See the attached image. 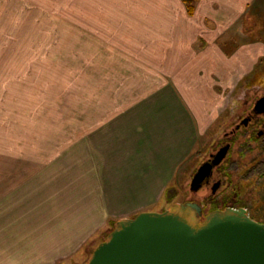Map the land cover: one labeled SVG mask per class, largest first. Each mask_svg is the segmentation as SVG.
Wrapping results in <instances>:
<instances>
[{
    "label": "rangeland",
    "instance_id": "1",
    "mask_svg": "<svg viewBox=\"0 0 264 264\" xmlns=\"http://www.w3.org/2000/svg\"><path fill=\"white\" fill-rule=\"evenodd\" d=\"M199 1L192 2L194 10ZM221 4L214 3L213 8L221 10ZM30 6L17 8L15 3H8L7 9L0 13V264H13L11 261L16 260L19 248L24 253L27 247L32 249V243L34 248L41 246L42 241L36 238L43 236L40 230L43 226H47L43 230L65 228L64 219H72L76 207L71 209L68 205L73 189H82L87 179L95 185L94 179L89 178L90 161L85 156V147L94 155L99 141L105 144V138L113 137L116 122L126 116L124 112L128 113L134 103V61L120 56L93 58L85 49L90 43L93 45L92 39L51 32V15L69 12L60 9L54 0H42ZM238 9L233 8L235 12ZM245 9L238 17L218 12L214 19L206 20L211 38L216 36L208 41L223 51L218 61L224 62L214 63L217 68L214 66L211 84L201 85L215 89L219 96L208 100L200 94L199 105L198 100L193 101L198 113L193 114L192 149L169 179L167 192L157 194L152 201L142 197L144 201L139 202L141 197L126 194L124 189L116 196L121 207L111 202L113 211H107L116 219L107 216L100 226H92L95 231L84 244L66 258L49 260L50 264H86L119 221L130 219L126 216L132 211L158 212L202 201V197L190 190L193 176L219 141L224 140L234 119L241 116L240 108L246 105V96L254 100L264 92V0H248ZM142 28L145 24L134 22V48L131 31H127L131 28L108 30L111 33L104 37H123L128 44L124 49L134 52L136 61H148L144 67L151 70L152 63L158 60L157 52L148 55L136 42L135 33ZM205 34L195 39L194 47L198 51L207 46ZM177 67V63H172L168 69L173 71ZM203 72L206 73L204 69ZM242 164L237 170L244 180L242 175L237 180L246 183V191L256 202L261 201L253 210L261 215L264 179L253 175L248 178L247 164ZM206 194L210 196L211 192ZM26 198L32 204L28 211L13 209L15 203H24ZM133 204L143 206L142 210L132 209Z\"/></svg>",
    "mask_w": 264,
    "mask_h": 264
},
{
    "label": "crops",
    "instance_id": "2",
    "mask_svg": "<svg viewBox=\"0 0 264 264\" xmlns=\"http://www.w3.org/2000/svg\"><path fill=\"white\" fill-rule=\"evenodd\" d=\"M54 1L59 8L69 12L51 15V32L85 35V39H92L93 45L90 43L89 48L85 49L93 58L101 60V57L120 56L134 61V103L128 113L124 112L126 116L116 122L113 137L105 138V144L99 141V149L94 155L90 148L85 147V156L90 161L87 168L89 178L94 179L95 185L87 179L82 189H73V196L68 202L71 209L76 205L73 218H65V228L60 227L59 231L56 228L43 230V227L47 228L43 226L40 229L43 236L36 238L43 244L38 242L41 246L34 248L35 244L32 243V249L29 246L24 253L19 248L16 260L11 261L13 264H50L51 259L66 258L74 253L76 247L84 244L95 231L92 226H100L107 216L116 219L114 214L108 212L113 211L111 202L116 203L117 208L121 207V200L116 196L124 189L127 190L126 194L130 192L133 196L135 193L141 197L139 202L144 199L152 201L157 194L167 192L169 179L192 149L193 114L198 113L193 101L198 100L199 105L200 94L206 95L208 100L212 96H219L215 89L201 85L203 82L211 84L214 66L217 68L214 63L224 62L218 61V57H223V51L208 41L216 39V36L211 38L212 32L208 30L206 20L214 19L219 14L228 16L229 13L232 17L243 15L248 2L200 0L194 13L190 14L184 0ZM37 2L42 0H0V13L7 9L8 3H15L17 8H30L31 3ZM214 3H222V9H214ZM238 7L235 12L233 8ZM134 22L145 24V28L136 31V42L147 50L148 55L157 52L155 58L158 60L152 63L151 70L144 67L148 61H136L134 52L124 49L128 44L123 37H104L106 33L131 28L127 31H131L134 48ZM206 29L207 34L204 32ZM221 29L225 30L226 27ZM203 34L207 38V46L198 51L194 47L195 39H201ZM83 55L86 57L85 53ZM225 59L229 61L226 56ZM172 63L178 65L173 71L168 69ZM208 103L210 106L211 103ZM43 193L47 194L45 191ZM31 205L29 198H26L24 203H15L13 209L28 211ZM133 205L131 208L135 210L143 208ZM51 206L53 208L52 203ZM133 213L126 217L133 218L140 212ZM40 224L43 225L42 220ZM38 232L39 229L34 233ZM9 258L11 260V254Z\"/></svg>",
    "mask_w": 264,
    "mask_h": 264
},
{
    "label": "water",
    "instance_id": "3",
    "mask_svg": "<svg viewBox=\"0 0 264 264\" xmlns=\"http://www.w3.org/2000/svg\"><path fill=\"white\" fill-rule=\"evenodd\" d=\"M264 107V98L256 105ZM228 153L227 147L204 162L191 181L190 190L202 188ZM202 214V206L187 202ZM86 264H264V223L246 210L216 212L194 228L173 211H145L120 220L115 230L93 251Z\"/></svg>",
    "mask_w": 264,
    "mask_h": 264
},
{
    "label": "flooded vegetation",
    "instance_id": "4",
    "mask_svg": "<svg viewBox=\"0 0 264 264\" xmlns=\"http://www.w3.org/2000/svg\"><path fill=\"white\" fill-rule=\"evenodd\" d=\"M262 98H264V92L254 100H248L246 96L244 99L246 105L240 108L243 111L241 116L237 120L234 119L232 126L224 134V140L219 141L217 148L205 159L204 162L210 160L212 155L217 154L224 147L228 149L222 163L214 167L210 178L195 192L202 197V201L196 202L202 206V214L198 215L195 210L188 207L179 211L172 207L162 212L173 211L181 220L194 228L203 226L210 214L241 209L246 210L250 218L264 223V212L261 215L253 212L261 201H257V204L253 195L246 191V183L237 180V177L242 175L241 171L237 170L244 165L242 162L247 164L245 172L249 174L248 178L253 175V177L264 179V107L256 106ZM242 176L243 181L244 175ZM208 191L211 192L210 196L206 194ZM260 209L264 210V207L261 206Z\"/></svg>",
    "mask_w": 264,
    "mask_h": 264
},
{
    "label": "trees",
    "instance_id": "5",
    "mask_svg": "<svg viewBox=\"0 0 264 264\" xmlns=\"http://www.w3.org/2000/svg\"><path fill=\"white\" fill-rule=\"evenodd\" d=\"M194 0H184V2L187 4V6H188V10H189V13L190 14H193L194 13V7H193V5H192V2H193Z\"/></svg>",
    "mask_w": 264,
    "mask_h": 264
}]
</instances>
